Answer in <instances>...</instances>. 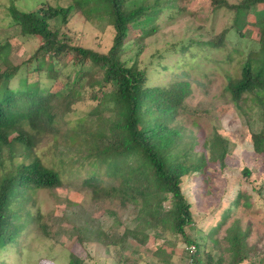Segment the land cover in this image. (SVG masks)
Here are the masks:
<instances>
[{
	"label": "trees",
	"instance_id": "obj_1",
	"mask_svg": "<svg viewBox=\"0 0 264 264\" xmlns=\"http://www.w3.org/2000/svg\"><path fill=\"white\" fill-rule=\"evenodd\" d=\"M87 1L93 6V0ZM143 1H95L106 10L114 31L105 53L76 43V36L67 28L71 7L41 4L33 11H18L6 6L7 26L15 28L22 38H35L39 43L18 63L8 56L10 40L0 45V249L13 243L31 222L25 207L34 193L54 190L69 177L79 183L75 189L89 191L93 202L132 209L134 217L109 242L121 251L131 249L129 242L145 247L148 232H156L153 237L157 240L161 229L172 231L186 246H193L194 252L184 255L193 264L264 263L263 256L257 258L251 252L255 245L247 243L249 231L243 233L238 226L226 235L223 248L212 237L216 229L211 235L204 236L200 231L196 237L188 236L193 215L182 193V178L189 174L203 176L207 165L224 168L231 143L214 128L202 139L197 155H193V143L184 147L186 144L179 142L182 128L177 122L186 111L192 86L185 81L163 88L145 86V72L138 68V58L144 40L153 32L140 30L137 36L139 30L134 29L150 14ZM204 1L211 12H232L230 27L210 36L208 47L219 55L223 53L220 64L229 71L219 72L222 83L225 80L222 92L236 108L239 103L246 105L243 125L253 154L262 157L264 0L231 4L226 0ZM53 20L57 25H51ZM230 31L242 40L240 44L250 45L241 51L240 44H235L227 51ZM191 44L189 41L188 46ZM67 65L73 69L72 78L64 73ZM200 76L205 79V75ZM77 103L88 110L69 125L63 117H73ZM40 136L47 142L39 147ZM178 145L183 146L181 154L173 156ZM15 156L21 158L19 163L13 162ZM65 156H70L67 162L61 160ZM25 159L28 163L22 162ZM240 172L244 177L250 175L245 167ZM240 198L237 192L232 205L237 206ZM65 205L74 206V202L67 200ZM243 205L250 206L248 202ZM63 212L64 208L60 210V222L70 227L67 233L73 235L74 245L81 247L87 242L84 227L77 222V226L71 224ZM36 225L43 236H48L45 223L39 219ZM71 247L68 264H83ZM126 258L122 256L121 262L135 264L127 263Z\"/></svg>",
	"mask_w": 264,
	"mask_h": 264
},
{
	"label": "rangeland",
	"instance_id": "obj_2",
	"mask_svg": "<svg viewBox=\"0 0 264 264\" xmlns=\"http://www.w3.org/2000/svg\"><path fill=\"white\" fill-rule=\"evenodd\" d=\"M93 1L91 6L87 0H0V45L10 40L11 46L7 52L13 62L18 63L31 55L39 43L38 39L22 38L15 28L8 27L5 8L9 6L18 11H33L43 4L59 8L71 7L67 28L76 36V43L98 53H105L111 45L114 31L109 25L110 20L104 7L97 6L96 0ZM145 1L150 14L134 28L139 30L137 36L142 33L140 30L151 29L153 32L144 40L138 58V68L145 72V86L163 88L180 81L192 86L191 96L186 101V111L177 124L182 128L179 142L186 144L184 147H190L193 143V155L200 152L202 139L211 134L212 128L231 143L224 168L219 170L207 165L203 176L189 174L182 178V193L191 205L193 215V225L190 226L188 236L196 237V232L200 231L207 236V233L211 235L216 229L212 237L219 240L223 248L226 246V235L238 226L243 233L249 231L247 243L255 245L251 252L257 258L260 255L264 257V156H256L251 150L243 125L245 118L242 111H246V105L239 103L236 108L222 92L225 80L222 83L219 72L229 71L225 65L220 64L223 53L219 55L213 47H208L210 36L230 27L232 12L225 9L211 12L204 0ZM226 1L231 4L237 0ZM137 2L144 4L143 0ZM51 25H57V21L53 20ZM232 33L230 31L227 34V51L242 41ZM189 41L192 44L188 46ZM246 45L250 43L240 44L241 51ZM127 55L131 58L129 53ZM72 70L71 65H67L64 73L72 78ZM200 75H205V79ZM16 83L14 79L12 86L15 87ZM87 110L86 106L77 103L74 105V116L67 115L63 119L72 125L73 120ZM62 127L59 128L60 133L64 130ZM45 142L47 140L41 137L38 146ZM177 148L173 156L180 155L183 146L178 145ZM45 156L49 157V154L45 153ZM69 158L65 156L61 160L67 162ZM19 161L21 158L15 156L13 162L16 164ZM22 162L28 163L26 159ZM244 167L250 172L249 177L241 174L240 170ZM78 185V182L68 177L54 190L34 193L33 200L25 207L31 222L13 243L0 249V264H68L70 246L83 264H124L121 262L122 256L127 257V263L139 258L142 263L157 264L160 259L167 260L164 255L153 256L159 249L165 252L179 250L180 254L187 247L172 231L161 229L157 231L161 236L157 240L153 237L156 232H148L150 238L145 247L129 242L131 249L121 251L109 245L113 236L121 233L123 224L134 217L132 209H122L116 203L93 202L88 190L75 189ZM237 192L241 198L238 205L234 206L232 200ZM67 200L74 202V206L65 205ZM245 202L250 204L248 208L244 207ZM63 208L62 214L67 221L74 226H77V222L80 227H84L83 237L87 242L81 247L74 245L73 235L67 233L70 227L60 222V210ZM39 219L48 226V236H43L37 229ZM216 224L218 227H215Z\"/></svg>",
	"mask_w": 264,
	"mask_h": 264
},
{
	"label": "crops",
	"instance_id": "obj_3",
	"mask_svg": "<svg viewBox=\"0 0 264 264\" xmlns=\"http://www.w3.org/2000/svg\"><path fill=\"white\" fill-rule=\"evenodd\" d=\"M178 251L165 252L164 250L159 249L158 254L167 255V256H169V258L167 257V260H161L160 259L159 262H157V264H185V259H186V256H184V255H186L185 251H183L184 254H183V252L179 254ZM138 256H140V255H138ZM131 261H134L135 264H151L150 262L142 263L141 259H139V258H134V259L130 260V262ZM240 264H249V263L242 262ZM261 264H264V263H261Z\"/></svg>",
	"mask_w": 264,
	"mask_h": 264
},
{
	"label": "built area",
	"instance_id": "obj_4",
	"mask_svg": "<svg viewBox=\"0 0 264 264\" xmlns=\"http://www.w3.org/2000/svg\"><path fill=\"white\" fill-rule=\"evenodd\" d=\"M184 251L186 255H189L194 252V248L192 245H190V246L184 247ZM185 264H193V261L189 256H186Z\"/></svg>",
	"mask_w": 264,
	"mask_h": 264
}]
</instances>
